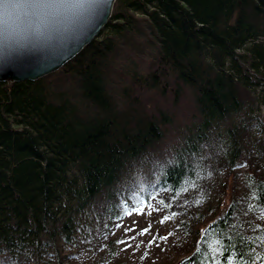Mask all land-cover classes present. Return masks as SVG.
I'll return each mask as SVG.
<instances>
[{"label":"trees","instance_id":"16d2710c","mask_svg":"<svg viewBox=\"0 0 264 264\" xmlns=\"http://www.w3.org/2000/svg\"><path fill=\"white\" fill-rule=\"evenodd\" d=\"M136 208L168 237L146 258ZM232 253L264 256V0H116L59 71L0 83V264Z\"/></svg>","mask_w":264,"mask_h":264},{"label":"water","instance_id":"95a60500","mask_svg":"<svg viewBox=\"0 0 264 264\" xmlns=\"http://www.w3.org/2000/svg\"><path fill=\"white\" fill-rule=\"evenodd\" d=\"M116 0H98L78 11L75 22L44 31L15 50L0 49V83L35 82L59 71L97 39Z\"/></svg>","mask_w":264,"mask_h":264},{"label":"snow or ice","instance_id":"6c2138e0","mask_svg":"<svg viewBox=\"0 0 264 264\" xmlns=\"http://www.w3.org/2000/svg\"><path fill=\"white\" fill-rule=\"evenodd\" d=\"M95 3H98V0H0V49L15 50L31 42L34 37L41 34L42 30L52 31L72 24L80 9H83L86 4ZM143 211L142 208H136L134 214H143ZM169 219L170 217L165 215L160 223L163 224ZM150 230L151 225L141 229L138 234L143 236ZM125 231L135 230L128 228ZM201 235H204V230ZM130 239H135V237H130ZM159 239L167 240L168 237H159ZM156 240L157 237L154 236L148 241V246ZM118 243L124 244L126 241H118ZM197 251H199V242ZM243 260V253L239 254V259L236 253H232L226 257L225 264H240ZM212 264H216L214 257ZM244 264H264V256L257 253L252 261H244Z\"/></svg>","mask_w":264,"mask_h":264},{"label":"rangeland","instance_id":"374dc122","mask_svg":"<svg viewBox=\"0 0 264 264\" xmlns=\"http://www.w3.org/2000/svg\"><path fill=\"white\" fill-rule=\"evenodd\" d=\"M129 222V226L131 229H134L135 231L132 232H121V240L120 241H126V243L119 245H122V250L128 254V255H134L142 258H146L150 255V248L148 247V241L151 240L154 236L157 237V239L160 236V229L155 225L153 221H150L145 213L143 215H133ZM151 225V230L146 235H139L141 229L147 228ZM166 234L164 233L162 237H164ZM130 237H135V239H130ZM158 241L154 244H156ZM153 244V245H154ZM130 245V246H129ZM139 245V247H137Z\"/></svg>","mask_w":264,"mask_h":264}]
</instances>
